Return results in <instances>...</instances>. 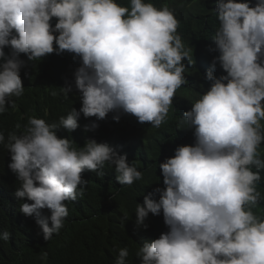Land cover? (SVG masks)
Instances as JSON below:
<instances>
[{"label":"clouds","instance_id":"9594fccd","mask_svg":"<svg viewBox=\"0 0 264 264\" xmlns=\"http://www.w3.org/2000/svg\"><path fill=\"white\" fill-rule=\"evenodd\" d=\"M207 11L217 54L193 79L182 61L203 50L185 47L169 0H0L3 246L41 240L38 264H264V0ZM169 111L157 138L122 124L158 129ZM96 187L143 190L126 214L97 209L71 257L48 258L68 203Z\"/></svg>","mask_w":264,"mask_h":264},{"label":"trees","instance_id":"16d2710c","mask_svg":"<svg viewBox=\"0 0 264 264\" xmlns=\"http://www.w3.org/2000/svg\"><path fill=\"white\" fill-rule=\"evenodd\" d=\"M171 7L181 16L185 18L181 22L180 32L182 42L186 48L202 49V58L200 55L190 53V64L187 60L182 61L187 67L186 70L193 69L195 63L200 62L204 66H209L206 58L214 59L217 51H209V48H215V42L212 37L216 29L219 27V21L216 16H212L207 7L211 0H169ZM185 78H199V74L195 71L186 72ZM203 86L201 79L195 80L193 85L196 92H200ZM193 90H184L181 94L185 98H190ZM191 107V106H189ZM134 116L127 115L123 118L124 122L131 126L133 133L141 132L147 137L157 138L161 131L169 124V121L174 122L177 116L174 112L169 111L166 121L162 123L160 128H149L147 122L138 126L133 123L130 118ZM264 124V121L261 122ZM261 153V158H264V144L258 149ZM253 171H256L253 169ZM263 180L260 182L261 200L253 211L256 215H264V170L260 172ZM143 190V189H142ZM140 187H136L133 191V197L123 198L121 193H117L115 197L109 199L105 187H96L92 195L82 198L80 203L69 202L72 204L68 208L69 215L65 219L64 227L59 231V234H54L50 241H44V250L48 253V258H58L61 262L71 257L77 250L85 246V239L80 235H85L88 239H94L96 235L94 227L89 223L97 209H112L116 215L121 216L131 211L137 200V196L141 193ZM86 198V199H85ZM28 221L18 222V230H21L23 225L28 224ZM88 229V230H87ZM80 232V234H78ZM42 243L41 240L35 239L27 242L26 245H9L3 246L0 242V264H38L40 249L37 247ZM25 258V259H24Z\"/></svg>","mask_w":264,"mask_h":264},{"label":"bare ground","instance_id":"6f19581e","mask_svg":"<svg viewBox=\"0 0 264 264\" xmlns=\"http://www.w3.org/2000/svg\"><path fill=\"white\" fill-rule=\"evenodd\" d=\"M62 61V60H61ZM64 85V84H63ZM166 226V225H165ZM149 238H151V235H148L147 237H146V240L145 241H147V240H149ZM25 259V258H24Z\"/></svg>","mask_w":264,"mask_h":264}]
</instances>
